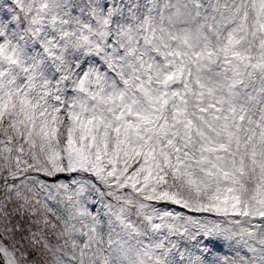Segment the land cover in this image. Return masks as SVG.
I'll use <instances>...</instances> for the list:
<instances>
[{"label":"snow or ice","instance_id":"1","mask_svg":"<svg viewBox=\"0 0 264 264\" xmlns=\"http://www.w3.org/2000/svg\"><path fill=\"white\" fill-rule=\"evenodd\" d=\"M0 264H264V0H0Z\"/></svg>","mask_w":264,"mask_h":264}]
</instances>
